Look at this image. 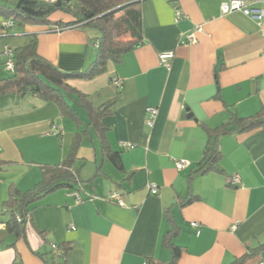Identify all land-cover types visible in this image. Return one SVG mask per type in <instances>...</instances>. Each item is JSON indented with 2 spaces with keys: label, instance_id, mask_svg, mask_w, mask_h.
Instances as JSON below:
<instances>
[{
  "label": "crops",
  "instance_id": "1",
  "mask_svg": "<svg viewBox=\"0 0 264 264\" xmlns=\"http://www.w3.org/2000/svg\"><path fill=\"white\" fill-rule=\"evenodd\" d=\"M223 1L142 0L143 43L105 73L70 80L96 107L119 96L103 122L121 167L104 155L76 94L66 99L79 121L31 93L0 104V264H168L173 251L164 237L171 230L183 248L176 264H231L264 243V128L213 138L219 164L209 171L201 166L208 129L228 123L231 111L264 110V18L225 13ZM246 4L264 9V0ZM8 21L0 16V81L12 73L4 64L7 48L33 38L38 53L66 72H81L96 57L98 31L90 27L4 28ZM163 52L174 53L170 66L162 63ZM148 107L158 109L153 127ZM77 132L83 135L74 169L81 182L30 206L24 233L16 236L2 209L11 189H31L42 180L43 165L66 160ZM178 160L189 165L178 169ZM234 175L238 186L230 184ZM114 191L123 205L107 199ZM188 198L193 201L185 204ZM192 222L200 224L199 234ZM244 264H264V248Z\"/></svg>",
  "mask_w": 264,
  "mask_h": 264
},
{
  "label": "trees",
  "instance_id": "2",
  "mask_svg": "<svg viewBox=\"0 0 264 264\" xmlns=\"http://www.w3.org/2000/svg\"><path fill=\"white\" fill-rule=\"evenodd\" d=\"M142 0H13L0 2V16L11 21L3 25L10 28L14 25L25 26L41 24L52 26V29L95 28L98 35L93 38L97 53L94 61L81 72L60 70L50 60L41 56L37 50V40L33 38L24 45L12 49L14 53V71L0 81V104H6L11 98L27 93L34 94L46 101L55 102L63 117L79 121L77 113L66 99L67 94H76L88 110L90 123L98 131L102 149L118 167H121L120 155L112 150L108 140L110 128L103 118L110 115L118 103V95L100 106H95L88 96L72 86L73 78L93 79L107 71L110 63L119 64L124 56L143 43ZM264 128V110L251 116H241L231 111L230 121L216 128L208 129L209 143L201 162L205 171L216 168L221 158V151L212 141L219 135L231 131L250 132ZM82 132H77L70 156L59 164L42 166L43 178L34 187L21 191L14 187L10 198L4 203L3 215L5 224L16 236L24 233V225L29 221L30 206L42 197L59 189H76L81 182L74 163L82 141ZM3 164L0 162V169ZM193 201L188 198L185 204ZM20 219V220H19ZM176 232L169 231L165 245L172 249L173 257L168 264H176L183 248L174 242ZM69 246H63L64 251ZM264 243L235 258L231 264H244L250 257L260 252ZM148 264H162L148 260Z\"/></svg>",
  "mask_w": 264,
  "mask_h": 264
},
{
  "label": "built area",
  "instance_id": "3",
  "mask_svg": "<svg viewBox=\"0 0 264 264\" xmlns=\"http://www.w3.org/2000/svg\"><path fill=\"white\" fill-rule=\"evenodd\" d=\"M47 1H55V0H47ZM222 10L227 13L230 12L232 10H242L246 15H250L253 17H256V19L262 21L264 18V9H256V8H251L246 4V0H224L222 3ZM11 21L6 22V24H10ZM188 41L193 42L194 41V37L193 35H189L188 36ZM6 55H7V59L5 61V67L7 70L13 72L14 68H15V62H14V53L12 51V49L7 48L6 50ZM174 56L173 52H163L160 55V59L162 61L163 64L170 66L169 60ZM113 81L118 84L119 86L122 85V81L117 78L114 77ZM147 125L149 127H153L156 117L158 115V109L155 107H148L147 110ZM189 165V162L185 161V160H178L176 162V166L178 169H182L185 168ZM230 184L233 186H238L240 184V176L239 175H234L230 178ZM149 188L152 192L156 193L158 191V186L156 184H150ZM77 199L78 201H81L82 199L80 198V196L77 194ZM108 200H112L115 201L116 203L123 205V199L120 195L119 192L114 191L112 192L108 197ZM20 220V219H19ZM192 225L197 229V233H200V224L198 222H192ZM3 223L0 222V228H2ZM233 229L237 228V224L232 226ZM56 247V246H54ZM144 264H148L147 262H145Z\"/></svg>",
  "mask_w": 264,
  "mask_h": 264
},
{
  "label": "rangeland",
  "instance_id": "4",
  "mask_svg": "<svg viewBox=\"0 0 264 264\" xmlns=\"http://www.w3.org/2000/svg\"><path fill=\"white\" fill-rule=\"evenodd\" d=\"M90 30H93L94 32H97V31H95L97 29H94V28H90ZM70 101L72 102V99H70Z\"/></svg>",
  "mask_w": 264,
  "mask_h": 264
},
{
  "label": "water",
  "instance_id": "5",
  "mask_svg": "<svg viewBox=\"0 0 264 264\" xmlns=\"http://www.w3.org/2000/svg\"><path fill=\"white\" fill-rule=\"evenodd\" d=\"M192 116V114H190Z\"/></svg>",
  "mask_w": 264,
  "mask_h": 264
}]
</instances>
